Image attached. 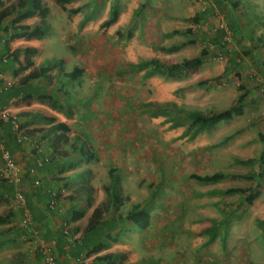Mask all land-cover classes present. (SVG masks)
Returning <instances> with one entry per match:
<instances>
[{
    "label": "rangeland",
    "instance_id": "1",
    "mask_svg": "<svg viewBox=\"0 0 264 264\" xmlns=\"http://www.w3.org/2000/svg\"><path fill=\"white\" fill-rule=\"evenodd\" d=\"M77 1L83 6L96 4V13H101L108 4L111 9L115 5L118 8L137 4L133 16H143L136 24L117 27L113 33L108 32L109 25H101L107 18L97 31L90 27L86 39L92 43H84L86 51L77 48L70 56L71 50L62 44L60 50L44 59L45 64L54 65L56 81L52 83L56 87L47 88L55 91L57 102L51 103L43 95L29 102L54 108L62 102V111L74 112L84 119L83 127L73 122L69 130L78 136L96 132L97 138L88 137L87 141L90 147L100 151V158L99 163L98 160L94 163L97 166L94 173L89 172L92 176H86V195L92 203L94 196L101 194L104 198L103 187L109 182L108 169L112 168L120 179L118 194L124 198L123 209L137 202L149 212V228L139 231L135 226L129 227L120 239L140 247L141 254L148 253L144 260L159 264H264V224L261 223L264 220L257 218L253 206L241 203L239 193L231 196L222 193L231 187L250 188L255 180L227 177L218 184L203 185L189 177L256 171V166L236 161L249 155L257 157L262 147L259 135L264 128V48L252 50L249 55L245 53L251 46L250 38L264 36V0H71L68 30H72L71 22H74L71 13L78 10L72 3ZM54 4L62 3L54 0ZM38 5L46 7L42 1ZM146 6L154 10L151 18L145 14ZM46 8L45 23L58 21V12L53 9L50 17ZM204 9L198 21L194 20L199 10ZM216 18L228 27L231 33L228 42L223 41L222 29L214 30ZM172 45H180V49L163 51ZM203 47L210 55L197 70L184 72L178 79L161 76L150 79L144 77L145 69L134 66L151 58L164 63L180 61L196 56ZM89 51L92 53H85ZM64 55L69 58L64 59L62 70L70 71L73 63L83 68L78 82L61 78L58 67L61 63L57 62L63 61ZM66 63H69L67 68ZM62 81L70 90L66 103ZM240 94L244 96L240 114L208 127L192 139L183 135L188 122L171 127L167 116H153L156 108L144 105L150 101L173 102L182 110L180 113L197 110L206 114L229 107ZM37 106L30 110H38ZM67 138L55 144H68ZM243 147L246 153L237 154ZM25 175L33 179L26 172ZM1 179L2 176L0 182ZM62 185L67 192L64 200L80 189L67 183ZM215 190L222 191L216 194ZM98 206L104 209V202ZM13 209L19 211L0 199V214ZM17 213L20 217V212ZM19 226V218L0 224V264H41L37 248L49 241L39 231L29 232ZM58 257L55 254V264ZM59 259L64 264V259Z\"/></svg>",
    "mask_w": 264,
    "mask_h": 264
},
{
    "label": "trees",
    "instance_id": "2",
    "mask_svg": "<svg viewBox=\"0 0 264 264\" xmlns=\"http://www.w3.org/2000/svg\"><path fill=\"white\" fill-rule=\"evenodd\" d=\"M10 0H0V39L1 36L7 38H14L19 36H24L25 39L29 40L32 38L40 39L44 36L46 31L45 17L47 15L48 9L46 7L40 8V0H17L16 2L9 3ZM59 3H66L71 0H56ZM40 8V9H39ZM33 13H38L40 15V21L37 25H20L19 23L22 19L27 18ZM202 15V12L195 15L194 20L198 21L199 16ZM117 17L116 7L112 8L109 11L108 17L104 20L101 25L108 26L112 24ZM16 24V25H15ZM193 40H190L192 42ZM249 43L251 44L248 51L245 55H249L252 50H258L264 48V36L258 35L257 37L250 38ZM181 45V44H180ZM180 45H172L166 48H163L165 52H175L180 49ZM41 50L37 47H23L15 48L9 50L7 42H2L0 45V57L5 56L7 61L10 63H17L18 70L14 72L16 75L18 72H22L26 68L33 66L32 57L39 56ZM209 51L204 47L200 49L198 54L194 57L183 58L180 61H172L170 63H164L159 61L156 58L147 59L141 61L140 64L134 65L138 69H145L144 77L152 76H161L168 79H178L180 75L184 72L195 71L197 70L203 61L209 56ZM61 63L60 61L57 62ZM264 66V62H262ZM235 65V64H234ZM54 67L53 64L42 63L41 66L37 68L30 69L24 76L21 78V84L31 85L36 79L43 78V84L38 85L40 89H31L23 90L19 87H11L8 89L0 90V108H5L7 102L14 97L15 95L20 94L23 99L30 97L32 94L43 95L51 103L57 102V96L54 95L55 91L48 89L52 82V77H50L49 72L51 68ZM59 71H61V78H66L71 81H79L83 73V68L74 65L70 71H63L62 64H58ZM13 74V73H12ZM47 79V81H45ZM45 82V83H44ZM64 83V81H62ZM203 82H198L197 84H202ZM65 84V83H64ZM63 84V92L66 95V98L63 102H67L69 97V85ZM53 85V83H52ZM48 87V88H47ZM62 88V86H61ZM35 91V92H34ZM53 92V93H52ZM244 96L242 94L231 103V105L225 109L210 112L202 113L197 110H186L183 113L175 103L173 102H147L145 107H154L152 115H163L167 116L168 121H171V127H178L185 124V129L183 135L192 139L199 133L210 128L211 126L217 124L220 121H227L233 115L240 114L242 112ZM59 106L57 109L61 110L64 106L62 102H58ZM180 113V114H179ZM23 114V113H22ZM21 114V115H22ZM180 115V116H179ZM54 118L44 117V116H35L32 115V120L30 123H52ZM6 124L9 126V123L2 122L0 120V130L6 129ZM29 125V120L20 122V127H25ZM50 129H57L62 131H68L69 128L63 123H55L49 126ZM10 136V134H9ZM11 137V136H10ZM76 139V140H75ZM259 141L262 143V147L257 155V157H249L246 159H238L236 163L241 165H251L256 166V171H252L248 174H225L222 172H216L210 175H198L190 174V178L194 179L199 184H213L217 183L227 177L233 178H246L250 180H255L254 185L250 188H236L231 187L223 190L222 193L230 195L233 193H239L242 195L243 204L251 205L260 195L261 188L264 186V128L262 134L259 135ZM14 142V141H13ZM74 142L75 148L71 150L68 154H65L69 160L64 161V164L60 166L59 173H63L66 170H73L80 168L83 163H90L94 160H97L96 154H94L93 148L87 147V139L80 141L77 138L72 140ZM15 143V142H14ZM78 144V145H77ZM77 145V146H76ZM73 146V147H74ZM64 156V155H63ZM61 158L64 159V157ZM60 158V159H61ZM62 159V160H63ZM50 161V160H49ZM48 163V162H47ZM25 176V175H24ZM109 182L103 187L105 193V202L104 207L107 212H112L111 215L106 217V213L103 214L100 207H94L87 218L86 225L83 229V232L77 236L73 242L69 244L68 253L69 256L80 262V258L87 257L93 254L92 259L88 264H121L125 260V256L122 253H113L107 252L104 254H98L101 250L107 249L112 243H116L121 238L122 234L128 231L129 227L135 226L137 230L142 231L149 226L150 215L147 209L143 208L139 203H134L131 205L130 209L127 211L121 210L124 204V198L118 194V185H119V176L113 172L112 168L108 169ZM1 182H6L5 179H1ZM11 186V185H10ZM41 188V187H40ZM39 189V188H38ZM83 192H80L82 191ZM52 190L46 192L47 197L46 201L52 198ZM87 190L85 187L80 186L79 191L76 190L74 196H69V200L74 203L70 205L69 212L67 214V222H75L82 219L86 214V209L91 206V198L86 195ZM57 196V193H55ZM84 203V205H83ZM45 208L49 209L46 202ZM11 213L6 212L0 214V224L7 223L10 220ZM65 221L60 220L57 224L60 227L56 226L54 236L55 241L51 242L49 238L48 241L53 245L54 251L56 250L57 255L66 253L65 245L67 244L66 235L61 229V224ZM65 222V223H67ZM261 223L264 224V221ZM124 225H129L124 227ZM77 227H69V235H74L76 233ZM123 232V233H122ZM55 245V246H54ZM84 252V253H83ZM83 253V254H82ZM82 259V258H81ZM137 264H159L158 261H140Z\"/></svg>",
    "mask_w": 264,
    "mask_h": 264
},
{
    "label": "crops",
    "instance_id": "3",
    "mask_svg": "<svg viewBox=\"0 0 264 264\" xmlns=\"http://www.w3.org/2000/svg\"><path fill=\"white\" fill-rule=\"evenodd\" d=\"M12 1H14V0H10L9 3H13ZM40 1H42L43 5H45L46 7L49 8V10H50L49 16L50 17L52 16V10L53 9L56 13L58 12V14H59L58 21H55V23L51 22L49 24L48 21L46 22V24H45V25H47L46 31H45L44 36L42 38H40V39L32 38V39L27 40L24 38V36H19V37H14V38L9 39V38L2 35L1 39H0V45L2 42L3 43L7 42V45L9 47L10 51L15 49V48H23V47H37L41 50V54L39 56L32 57L33 66L30 68H26L22 72L21 71L18 72L16 75H14V72H16L18 70L17 63H15V62L10 63L7 61V59L5 62L0 61V72L3 73L7 77L15 78L17 80L15 85L12 86L13 88L19 87L20 89H23V90L40 89L39 88L40 86H38V85L43 84V82H42V80H44L43 78L39 77L38 79L33 81L31 85H28V84H21L22 76H24L30 69L37 68L38 66H41L42 63H45V61H44L45 57H49L52 54L56 53L57 50H60L62 44L65 47H67L69 50H71L70 54H68L70 56L77 52L76 51L77 48H79V49L83 48V50L86 51L84 43L90 41L89 38L86 39V34H87L88 29L90 27H94V29L97 31L99 24L104 19L107 18L108 13L111 9V7L108 4L107 7H105L102 10L101 13H96L95 8L96 9L98 8V6L96 4L83 6V4H79L78 1L76 3H72V7L73 8L78 7V10L75 13H71V19H73L74 22H71V26H73L72 30H68L69 28L67 29L66 27H69V24L67 25V21H69V2L60 4V5H58V4L56 5V4H54V0H51L50 2H49V0H40ZM53 4L56 6H53ZM80 6H82V7L80 8ZM55 7H57L59 10L57 11L56 10L57 8H55ZM114 7H116V5ZM118 8L116 7V9H117L116 20L111 25H109L107 27V28H109V30L111 29L110 31H108L109 33H113L115 29L117 30V27H121V26H124L126 24L129 26H131L132 24H136L138 19L143 17L142 15H139V16L134 15L133 16V13L137 9V4H131L128 7L126 5H121ZM200 12H202V14H203V12H205V9L199 10L198 13H200ZM148 13H149V15H148ZM145 14L148 16V18H149V16L151 18L154 15L153 8L147 7L145 9ZM47 20H48V17H47ZM39 21H40V15L38 13H33V15H30L27 18L22 19L19 23H16V24L37 25L39 23ZM48 32L50 33V35H47ZM71 36H72V39H71ZM68 38L71 40H68ZM93 38H94V40H96L95 37H93ZM75 43H77L79 46L76 47ZM90 43H92V41H90ZM83 45H84V47H83ZM85 53H92V52L89 51V52H85ZM62 58H63V61L60 60L61 64L65 63L64 59L69 58V56L64 55ZM39 61H41V62H39ZM75 64L73 63V65H71V67H73ZM68 65H69V63H66L65 67L67 68ZM53 68L54 67L51 68V70L49 72V74H50L49 76L52 77L53 81H56V78L53 77L56 73L53 71ZM63 71H66V70H63ZM81 77H82V75H81ZM81 77H80V79H81ZM149 78L152 79L154 77H149ZM59 79L62 80L61 78H59ZM45 81H47V79ZM55 85H52V83H51L50 87H54L53 90H55V87H56ZM25 88H27V89H25ZM61 90H63V88H61ZM58 93L60 94L61 92H58ZM35 96H36V94L34 93L30 97L23 99V97L20 94L15 95L14 97H12L9 100V102H7L5 108L8 109L11 112V114L16 117L18 122L29 120V125L24 127L26 129L25 134H27L30 137L29 138L30 140H32V138H33V139H36L37 141H40L38 150H36L32 146L31 141H26L23 144L14 143L13 139H12V134L10 131V126H7L8 124H6V126H5L6 129H4L3 131L0 130V139H1L0 141L3 143L2 144L3 148L8 150L9 153L11 154V157L13 158L16 167L20 170V175L22 174V183L18 186V188H19L20 192H22V195L25 198V201H26L27 207L29 209L31 218L33 220L34 226L38 227L35 230L37 232L39 231V233L41 235H44V238L46 239L47 242H48L47 238H49L51 242L52 241L54 242L56 239H55L53 232L55 231V227L57 226V223L60 220L67 222L66 219H68L67 214L69 212V207L71 204L74 203V200H73V202H71L69 200V198H67L65 200L63 199V197L67 195V192L65 189H64L65 190L64 194L59 192V190H62L64 188L62 184L67 183V185H69V186L72 185V187L75 186V188L83 186L87 190L88 185L84 184V182L87 181L86 176L90 175V173H92V172L94 173L97 166L94 165V163H96V160H94L90 163H83L80 168L73 169V170L68 169L63 173L58 172L59 168H60V166H62L64 164V161L69 160V158L66 157L65 154L69 155L71 150L75 148L74 142H72V140L74 138H77L80 141H84L88 137L90 139L91 138H97V135H96V132H93V131H92L91 136L88 134H86L85 136H78L77 133H74V131L72 129H70L71 131L70 130L62 131L60 129L59 130L50 129L49 126L51 124H55V123H63L68 128H70V126H69L70 123L74 122V123H80V126L83 127L84 126L83 125L84 119L80 118L81 115L76 114L74 112L73 113L66 112L64 109H63L64 111L59 110V109H58L59 111H57V108H54L53 106L50 107L49 104L43 105V104H39L37 102L29 103L30 99H32ZM169 98H170V96L167 95V99H169ZM36 105H38L37 106L38 110H36V111L30 110L32 107H36ZM80 110L82 111V107H80ZM81 111H79V113H81ZM32 115L44 116L47 118L51 117V118H54V121L52 123H38V122L30 123L32 120ZM78 118H80L82 121L78 120ZM86 121H87V119H86ZM69 131H70V133H69ZM81 131H84V129L81 128ZM9 134L11 137L9 136ZM66 136L68 137L67 139H69L68 144H65L63 146H57L55 144L56 142H59L62 138H65ZM44 140L48 141V143ZM54 140H55V142H53ZM48 144H50L49 145L50 150L47 146ZM242 144L245 145V142H243ZM87 147L90 148V146L88 145V142H87ZM245 148L246 147H243L242 150H238V152H236V153L237 154L244 153L245 151H247ZM93 150H94L93 151L94 154H96V156H97V160H98L97 163H99L100 151L97 148L96 149L93 148ZM51 155L55 159H53V157ZM45 156L48 157V159L50 161L48 163L43 164L41 167H39L35 173V176H37L38 178L41 177L43 179V184H42L41 188L40 187H34L32 185L31 180L28 178L27 175H25V171H27L28 168L35 166L36 159L43 158ZM61 156H63L64 159L61 158ZM247 157L248 158L254 157V155H252V156L249 155ZM244 159H246V158H244ZM0 167H2V160L1 159H0ZM94 167H95V169H94ZM77 176L78 177L80 176V179H77L76 178ZM90 176H92V175H90ZM57 177H59V179ZM71 181H74V182H71ZM214 184H218V182L214 183ZM14 189H15L14 186H12V185L10 186V184H8L7 182H0V199L1 200H7L10 203V206H12L11 202H12V198H13L14 193H15ZM50 189L57 191L56 192L57 193V196H56L57 204H56L55 211H52L50 209L45 208V202H46V197H47L46 192L49 191ZM220 191H222V190H215L213 193L218 194V192H220ZM210 193H212V191ZM234 194H237V193L230 194V196L234 195ZM263 194H264V186L261 188V193H260L259 197L251 204V207L253 206V208H255L254 213L257 214V218L259 220H264V198H263ZM241 199H242V197H241ZM93 202L94 203L91 202V206L86 209V214L84 217L88 218V216L90 215V213L94 207H96V206L99 207L98 206L99 203L105 202V196H104V198L101 194H100V196H97V197L94 196ZM135 203H137V202H135ZM129 209L124 210L122 208L121 210L127 211ZM105 211H106V209L104 207V209H102L103 214L106 213ZM7 212L11 213L10 219L14 220L15 218H19L17 212H20V211H16L13 209V210H8ZM111 214H112L111 211L107 212L106 217L111 215ZM80 220L75 221V222H71V223L67 222V224L71 228L79 226V227H77L76 233L74 234L76 236H79L83 232V229L86 225V222L81 224ZM86 221H87V219H86ZM150 221H151V218H150ZM150 225H151V222L149 223V226ZM149 226H148V228H149ZM16 236H18V235H16ZM120 239L118 242L112 243L107 249L101 250L98 254L100 255V254H104L107 252L122 253L125 256V260H123L121 264H137L140 261L144 260V256H148V253L146 255L141 254V252L139 251V250H141L140 247L139 248L134 247L131 244H128L127 242L125 243V242L120 241ZM54 252L56 254V250ZM57 257H58V255H57ZM60 257H62L64 259V261L71 260L74 262V264H88L90 262V260L92 259L93 254H91L87 257H83V255H82L81 258L86 259V261H83L81 263L76 262L75 259H73L72 257L69 256L68 249H67L66 253L61 254L58 257L57 264H63V263H61V260L59 259ZM144 261L147 262L148 260H144ZM30 263H33V261L31 260Z\"/></svg>",
    "mask_w": 264,
    "mask_h": 264
},
{
    "label": "built area",
    "instance_id": "4",
    "mask_svg": "<svg viewBox=\"0 0 264 264\" xmlns=\"http://www.w3.org/2000/svg\"><path fill=\"white\" fill-rule=\"evenodd\" d=\"M215 29H222L224 31L223 41L228 42L230 40L231 33L228 31V27L221 21V19L216 18V25ZM1 62L6 61V57L3 55L0 57ZM17 80L15 78L7 77L3 73L0 72V89H8L15 85ZM0 120L2 122L9 123L10 131L12 134V139L16 144H23L26 141H31L32 146L38 150L39 142L36 139L30 140L29 136L25 134L23 128L20 127V123L17 121L16 117L11 114V112L6 108H0ZM30 143V142H29ZM0 159L2 160V167L0 168V176L5 179V181L14 186V196L12 198V207L14 206L15 209L20 211L19 217V227L26 229L27 231H31L33 233L37 232L35 229L36 227L33 224V220L31 218L29 209L27 207L26 201L22 192L17 189L22 183V175H20V170L16 167L13 158L8 150L4 149L3 146L0 144ZM49 162L48 157L38 158L35 161V166L30 167L25 171L29 176L33 177L31 180L32 185L34 187H41L43 182L40 178L35 176V173L39 167L43 164ZM65 188L59 190L62 194H64ZM56 190H52V198L46 201L48 208L52 211H55L57 199H56ZM60 225L57 224V227ZM61 229L63 233L66 235L67 244L65 245V249L69 248V244L73 242V240L77 237L76 235H69V225L67 223L61 224ZM43 242V241H42ZM37 252L40 255V262L41 264H55V253L54 248L49 243H40ZM86 261V259H80V263ZM78 262V261H77ZM64 264H74L73 261L67 260Z\"/></svg>",
    "mask_w": 264,
    "mask_h": 264
}]
</instances>
